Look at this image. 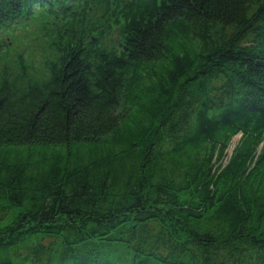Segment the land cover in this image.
Listing matches in <instances>:
<instances>
[{
	"label": "trees",
	"instance_id": "trees-1",
	"mask_svg": "<svg viewBox=\"0 0 264 264\" xmlns=\"http://www.w3.org/2000/svg\"><path fill=\"white\" fill-rule=\"evenodd\" d=\"M0 264H264V0H0Z\"/></svg>",
	"mask_w": 264,
	"mask_h": 264
},
{
	"label": "rangeland",
	"instance_id": "rangeland-1",
	"mask_svg": "<svg viewBox=\"0 0 264 264\" xmlns=\"http://www.w3.org/2000/svg\"><path fill=\"white\" fill-rule=\"evenodd\" d=\"M28 46V45H27ZM25 46V48L27 47ZM240 138H241V133L237 134L236 136L233 137L230 145L228 146V148L225 150L224 152V157L223 159L221 160V163L223 162L224 164H228L233 153H234V149L235 147L238 145L239 141H240ZM260 149V147H259ZM16 155V154H15ZM15 155H11V158L6 156L7 159H10V160H16V156ZM4 156V155H3Z\"/></svg>",
	"mask_w": 264,
	"mask_h": 264
}]
</instances>
